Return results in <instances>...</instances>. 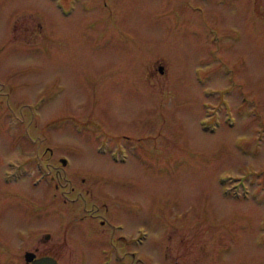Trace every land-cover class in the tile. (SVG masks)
<instances>
[{"label":"rangeland","instance_id":"374dc122","mask_svg":"<svg viewBox=\"0 0 264 264\" xmlns=\"http://www.w3.org/2000/svg\"><path fill=\"white\" fill-rule=\"evenodd\" d=\"M28 251L264 264V0H0V264Z\"/></svg>","mask_w":264,"mask_h":264},{"label":"flooded vegetation","instance_id":"af4514ba","mask_svg":"<svg viewBox=\"0 0 264 264\" xmlns=\"http://www.w3.org/2000/svg\"><path fill=\"white\" fill-rule=\"evenodd\" d=\"M49 151H52L49 147H48ZM63 159L65 158H60V161L63 163ZM64 165L66 164V160L64 161L63 163ZM56 187H58V183H56ZM73 189V188H72ZM71 215V214H70ZM69 215V216H70ZM75 218H72V217H69L70 221L72 222L71 225H69L68 227L70 228L69 230V234H70V244H73V243H83L85 242L86 240L90 239V235L91 234H95L93 230L89 229L86 227L85 225V220H86V214L84 215H79V216H74ZM104 222L103 220H101V223ZM110 227H113L115 226V223H109L108 224ZM116 227V226H115ZM67 230V228H66ZM76 235L77 236V239H75L76 237L74 236ZM48 236V234L46 235ZM111 240V243H128V240L125 238V237H121L119 235H117L115 237V239H110ZM34 254V253H33ZM43 256H51V255H48V254H40V255H37L36 252L34 254V257L33 259H36V258H41ZM53 257V256H51ZM56 259V258H55ZM57 260V259H56ZM58 263V261H57Z\"/></svg>","mask_w":264,"mask_h":264},{"label":"water","instance_id":"95a60500","mask_svg":"<svg viewBox=\"0 0 264 264\" xmlns=\"http://www.w3.org/2000/svg\"><path fill=\"white\" fill-rule=\"evenodd\" d=\"M64 163V159L62 160ZM34 254L32 252H26L24 254V258L26 262H30L31 264H57V261L51 256H43L41 258L33 259Z\"/></svg>","mask_w":264,"mask_h":264},{"label":"bare ground","instance_id":"6f19581e","mask_svg":"<svg viewBox=\"0 0 264 264\" xmlns=\"http://www.w3.org/2000/svg\"><path fill=\"white\" fill-rule=\"evenodd\" d=\"M235 124V123H234ZM147 236V235H146Z\"/></svg>","mask_w":264,"mask_h":264}]
</instances>
